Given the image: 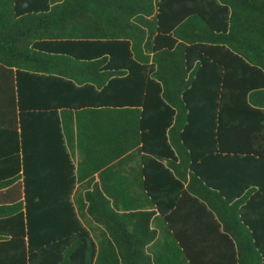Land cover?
<instances>
[{
  "label": "trees",
  "instance_id": "1",
  "mask_svg": "<svg viewBox=\"0 0 264 264\" xmlns=\"http://www.w3.org/2000/svg\"><path fill=\"white\" fill-rule=\"evenodd\" d=\"M8 77L0 264H264V0H0ZM134 152L153 209L75 192Z\"/></svg>",
  "mask_w": 264,
  "mask_h": 264
},
{
  "label": "crops",
  "instance_id": "2",
  "mask_svg": "<svg viewBox=\"0 0 264 264\" xmlns=\"http://www.w3.org/2000/svg\"><path fill=\"white\" fill-rule=\"evenodd\" d=\"M10 77L7 78L4 82L0 84V87H2L6 83V89H9L10 86ZM5 114H8L5 110H0L1 117H4ZM12 116L10 117V119ZM45 126L47 124H44ZM49 130V132L45 133V136L43 135L42 138H40V148L46 149L47 147L51 148L52 150L56 151V154L53 158V161L58 162L61 159V154L58 151H62L63 147V141L57 134V126L56 125H50L46 128ZM15 145V144H14ZM11 148H13V143L11 142ZM75 148L74 155H71L73 162H77V160H80V154L77 151V143H73L72 146L66 147V150H71ZM16 149V146H15ZM14 149V150H15ZM13 150V149H12ZM74 151V150H73ZM72 154V153H71ZM185 156V154H183ZM182 158V155H181ZM105 159H109V156L106 154L101 155H92L89 158H87L88 163L84 164V172H88L85 179L78 180L76 183V189L75 192L83 193L84 191L88 190L91 192L92 190H99L103 193H125V192H137L139 194H142L143 200L141 199V202L143 203V206H145L147 209L151 210L153 209V206H151L148 202H146V196H145V190L143 186V175L142 169L144 167L142 153L140 152H134V153H126L119 158L114 159V161H107L105 162ZM173 161V159H171ZM182 160V159H181ZM78 164V162H77ZM53 164L47 165L45 169V173L48 171L51 172V169L53 168ZM95 167L94 171H89L91 168ZM181 173V175L185 174V169H180L178 171ZM189 178L190 173L188 172ZM88 184V185H87ZM98 188V189H96ZM96 191V192H99ZM88 226L91 229V225L98 226L97 221H94L92 217H88ZM95 234H100V230L98 229Z\"/></svg>",
  "mask_w": 264,
  "mask_h": 264
}]
</instances>
